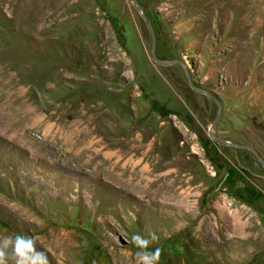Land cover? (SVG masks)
Instances as JSON below:
<instances>
[{
	"label": "rangeland",
	"instance_id": "374dc122",
	"mask_svg": "<svg viewBox=\"0 0 264 264\" xmlns=\"http://www.w3.org/2000/svg\"><path fill=\"white\" fill-rule=\"evenodd\" d=\"M137 2L0 0V236L50 264H135L149 233L159 264H264V0Z\"/></svg>",
	"mask_w": 264,
	"mask_h": 264
},
{
	"label": "clouds",
	"instance_id": "9594fccd",
	"mask_svg": "<svg viewBox=\"0 0 264 264\" xmlns=\"http://www.w3.org/2000/svg\"><path fill=\"white\" fill-rule=\"evenodd\" d=\"M149 237L132 235L135 264H159L161 249H150L158 238L155 233H149ZM36 243L34 238L19 234L0 236V264H50L47 252L37 249Z\"/></svg>",
	"mask_w": 264,
	"mask_h": 264
},
{
	"label": "water",
	"instance_id": "95a60500",
	"mask_svg": "<svg viewBox=\"0 0 264 264\" xmlns=\"http://www.w3.org/2000/svg\"><path fill=\"white\" fill-rule=\"evenodd\" d=\"M133 1L136 3V5H137L138 9L140 10V12L143 13V11H142V7L138 4L137 0H133ZM144 19H145V21L148 23V25L150 26L151 31H152V35H153V48H152V55H153V58H154L155 60L159 61L160 63L168 64V63H166V62H162V61L158 60V58H157V53H156V44H157L156 33H155V31H154V29H153V27H152L150 21L148 20V18H147L145 15H144ZM188 80H189L190 86H191L194 90H196V91H198V92H200V93H202V94L208 96L210 99H212V100H213V101L219 106L220 112H219V114H218V116H217V118H216V120H215V122H214V124H213V126H212V128H211V130H212L213 127H214V125L216 124V122H217V121L220 119V117H221L222 107H221L220 101H219V99H218L215 95L211 94V93L208 92L206 89H202V88L197 87V86L194 84V82L192 81V79L190 78V76H188ZM217 139H218V138H217ZM219 140L223 142V140H221V139H219ZM256 155L258 156V158L260 159V161H261V162L263 163V165H264V160H262V158H261L258 154H256Z\"/></svg>",
	"mask_w": 264,
	"mask_h": 264
},
{
	"label": "trees",
	"instance_id": "16d2710c",
	"mask_svg": "<svg viewBox=\"0 0 264 264\" xmlns=\"http://www.w3.org/2000/svg\"><path fill=\"white\" fill-rule=\"evenodd\" d=\"M154 107H155L156 109L162 111V112H163V111H166L165 106L162 105V104H160V103H158V102H155V103H154Z\"/></svg>",
	"mask_w": 264,
	"mask_h": 264
}]
</instances>
